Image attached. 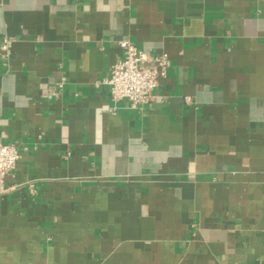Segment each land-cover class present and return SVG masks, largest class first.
I'll list each match as a JSON object with an SVG mask.
<instances>
[{
    "label": "crops",
    "instance_id": "obj_1",
    "mask_svg": "<svg viewBox=\"0 0 264 264\" xmlns=\"http://www.w3.org/2000/svg\"><path fill=\"white\" fill-rule=\"evenodd\" d=\"M0 140V264H264V0H0Z\"/></svg>",
    "mask_w": 264,
    "mask_h": 264
},
{
    "label": "built area",
    "instance_id": "obj_2",
    "mask_svg": "<svg viewBox=\"0 0 264 264\" xmlns=\"http://www.w3.org/2000/svg\"><path fill=\"white\" fill-rule=\"evenodd\" d=\"M8 39H3L2 48L8 49ZM121 56L112 65L106 80L109 96L113 101L127 99L132 107L149 102L158 84V77L165 74L167 55L165 53L148 57L134 41H119ZM20 158V151L14 143L0 140V191L5 189L6 175L14 170Z\"/></svg>",
    "mask_w": 264,
    "mask_h": 264
}]
</instances>
